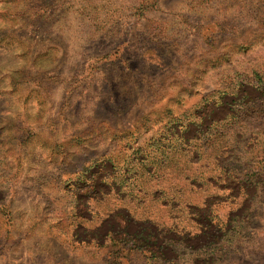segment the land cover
Returning <instances> with one entry per match:
<instances>
[{
  "label": "rangeland",
  "instance_id": "obj_1",
  "mask_svg": "<svg viewBox=\"0 0 264 264\" xmlns=\"http://www.w3.org/2000/svg\"><path fill=\"white\" fill-rule=\"evenodd\" d=\"M261 71L264 0H0V129L15 173L0 176V264H264V171L247 189L255 209L222 249L195 250L201 236L178 255L162 248V263L87 243L117 224L79 225L84 195L66 183L91 165L85 176L106 190L104 157L163 147L182 131L171 117L203 113L185 138L228 114L254 120ZM126 230L143 233L136 222Z\"/></svg>",
  "mask_w": 264,
  "mask_h": 264
},
{
  "label": "trees",
  "instance_id": "obj_2",
  "mask_svg": "<svg viewBox=\"0 0 264 264\" xmlns=\"http://www.w3.org/2000/svg\"><path fill=\"white\" fill-rule=\"evenodd\" d=\"M256 75L261 77L264 72ZM261 101L264 105V99ZM245 105L251 109L257 102ZM246 114L243 111L214 120L193 138L182 133L191 125L200 127L203 113L189 111L171 117L170 123L182 131L163 139V147L150 153L133 148L123 163L112 155L104 157L113 168L102 179L106 190L97 189V173L85 176L91 165L69 177L66 183L78 191L76 198L79 193L84 195L74 206L79 225L96 230L109 221L117 224L101 241H96L93 233L87 243L95 242L129 262L162 263V248H171L178 255L179 245L192 248L188 240L201 236L210 239L195 250L213 248L214 254L222 249L237 223L246 222V213L255 209L256 193L247 189L258 185L252 177L264 171V110L251 121L249 116H242ZM3 133L0 129V176L13 177L14 162L9 161L8 136ZM8 186L5 178L0 180V206L5 205ZM79 211L87 213L83 221ZM130 222L139 223L143 233H129Z\"/></svg>",
  "mask_w": 264,
  "mask_h": 264
}]
</instances>
